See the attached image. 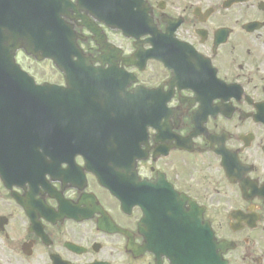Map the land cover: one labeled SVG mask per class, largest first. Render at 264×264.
<instances>
[{"label":"flooded vegetation","instance_id":"1","mask_svg":"<svg viewBox=\"0 0 264 264\" xmlns=\"http://www.w3.org/2000/svg\"><path fill=\"white\" fill-rule=\"evenodd\" d=\"M46 2L72 29L86 60L77 65L107 84L82 86L98 99L63 128L71 140L63 146L87 149L74 161L23 178L18 164L0 159V264H195L191 202L204 210L217 256L264 264V0H0ZM144 90L170 95L166 109L147 110ZM131 120L140 159L134 169L125 159L113 166L123 205L94 173L106 152L92 140L114 138L106 130L129 129ZM18 130L0 116L1 147H18L7 142Z\"/></svg>","mask_w":264,"mask_h":264},{"label":"water","instance_id":"2","mask_svg":"<svg viewBox=\"0 0 264 264\" xmlns=\"http://www.w3.org/2000/svg\"><path fill=\"white\" fill-rule=\"evenodd\" d=\"M11 23V22H10ZM16 25V24H14ZM11 27L13 29H15L16 27L13 26V24L11 23ZM26 35L24 36H19V39H23L24 44L28 45L33 44V40L29 37L30 33L28 31V29H25V27H23ZM57 32L60 33L59 31V27L56 26ZM4 36H3V44L2 46H4V44L6 43V41L10 44L12 43L16 38L13 36H16V33H12V31L10 30H4ZM19 33H22L21 31H18ZM15 34V35H14ZM52 41L58 42L56 41L54 38H52ZM25 45V46H26ZM26 50L28 53H30V51L28 50V47L26 46ZM9 49L5 50L3 48L2 53L1 54V59L0 62L2 63H7L10 62L12 59L9 56ZM44 58L46 59H52L56 64L60 62V54L59 52L56 50H51V51H47L44 53ZM7 68V67H5ZM11 71H14V75L12 77V82H7L6 80L2 81V85L0 87V89L7 95H15L16 98H21L24 95H31V97L33 98L35 105L33 107L34 110L40 111V113L38 114L39 116H35L32 117L34 118V122H30L31 125L35 123V121H37L38 118L41 119V121H39V126H43L45 128H49L52 127L54 128V130L51 131H47L50 133L51 138L55 137L56 134L58 133V126L60 125V123L58 122V115L55 114L54 112L61 110L62 107V103H65L67 105H70L72 102L74 103V108H72L73 110H75V106L78 102L77 99H74V95H75V84L72 83V89L71 91H65L62 90L56 86H49V85H44V86H37L35 84V82L32 79L27 78L25 75H23L20 72H17L15 69L10 68ZM64 99V100H63ZM21 100V99H20ZM62 113V112H61ZM38 122V121H37ZM30 134H33V132L31 131ZM37 134V133H36ZM40 149L43 150V152L41 154H39V152L41 151ZM44 150H49L48 148H41L39 146H36L34 148H30L29 152H31V163L35 164L37 162H40L41 166L46 168L45 166L42 165L41 162H45V158L49 157L50 154H45ZM13 155V154H12ZM15 156V155H13ZM15 160L18 161H24L23 159H21L19 156L14 157ZM28 161V160H26ZM30 162V161H29ZM44 173H46L45 169H43L40 174L44 175ZM195 213L197 215L200 214V211L195 208ZM197 215H195V217L197 218ZM198 222V221H196ZM195 231H199L200 229H204L207 231V233L210 235L211 238H213L212 233L210 232V229L206 226L205 228L200 227V226H195ZM194 238L196 240H203L205 238L204 234H195ZM191 248H194L193 253L195 258L193 257L194 262L197 264H225L221 257L216 256L213 253V250H210L211 248V244H203V243H195L194 245H191Z\"/></svg>","mask_w":264,"mask_h":264},{"label":"rangeland","instance_id":"3","mask_svg":"<svg viewBox=\"0 0 264 264\" xmlns=\"http://www.w3.org/2000/svg\"><path fill=\"white\" fill-rule=\"evenodd\" d=\"M19 60L24 64L25 67H31L37 73L39 80H45L55 83L61 82L60 75L52 65L42 63L40 66H36L34 63L26 59L24 54L20 56ZM43 72H45L46 75L43 76Z\"/></svg>","mask_w":264,"mask_h":264},{"label":"bare ground","instance_id":"4","mask_svg":"<svg viewBox=\"0 0 264 264\" xmlns=\"http://www.w3.org/2000/svg\"><path fill=\"white\" fill-rule=\"evenodd\" d=\"M67 7H68V5L64 6L65 9H67ZM36 125H37V121H35L33 126H36ZM113 165H115V164H113ZM99 168H101V169L105 168V164L101 162V164L99 165ZM94 172H96V171H94Z\"/></svg>","mask_w":264,"mask_h":264}]
</instances>
